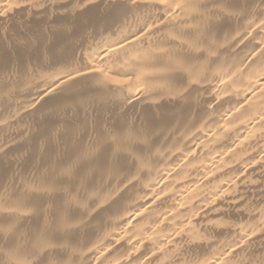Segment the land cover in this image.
<instances>
[{
    "label": "bare ground",
    "instance_id": "6f19581e",
    "mask_svg": "<svg viewBox=\"0 0 264 264\" xmlns=\"http://www.w3.org/2000/svg\"><path fill=\"white\" fill-rule=\"evenodd\" d=\"M0 264H264V0H0Z\"/></svg>",
    "mask_w": 264,
    "mask_h": 264
}]
</instances>
